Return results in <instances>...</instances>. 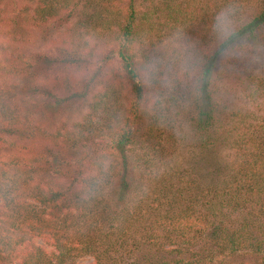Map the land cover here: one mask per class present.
Instances as JSON below:
<instances>
[{
  "label": "trees",
  "instance_id": "trees-1",
  "mask_svg": "<svg viewBox=\"0 0 264 264\" xmlns=\"http://www.w3.org/2000/svg\"><path fill=\"white\" fill-rule=\"evenodd\" d=\"M2 1L0 33L50 50L0 52V264H264V0ZM95 53L98 89L53 77L54 105L85 108L56 128L28 114L39 87L2 88ZM190 54L194 84L145 111L147 85Z\"/></svg>",
  "mask_w": 264,
  "mask_h": 264
},
{
  "label": "rangeland",
  "instance_id": "rangeland-1",
  "mask_svg": "<svg viewBox=\"0 0 264 264\" xmlns=\"http://www.w3.org/2000/svg\"><path fill=\"white\" fill-rule=\"evenodd\" d=\"M24 1L29 0H15V8L20 7ZM2 7L10 9V5H12L11 0H3ZM17 2V3H16ZM13 6V5H12ZM18 26H20V20L16 19ZM36 34V35H35ZM43 34L39 32H35L33 34H28L24 30H20L19 28L8 29L6 32L0 33V52L8 51L9 49H15L17 46L22 49H26V51H33L38 53L39 55L49 54L48 50L50 48H46L45 44L41 41ZM31 40V43L28 46H25V40ZM30 42V41H29ZM28 44V43H27ZM33 45H38L39 49H34ZM162 46L158 47V51L155 53H164L167 49H161ZM54 49L53 46H51ZM189 54V53H188ZM97 53L94 54L92 60L97 59ZM226 60L227 64H234L235 54H229L221 56ZM94 65H88V69L84 71L83 67L76 69L74 67H62L61 65H53L51 67L46 68L44 66L45 62H38L33 69L32 77H28L26 79H22L20 77H12L2 86L5 90H11V94L13 95L21 92L31 93L34 90V86L39 87V93L43 95H31V99L28 101V105L32 104V108H28V114L31 115L37 122L39 127L45 129H53L59 126L62 123H69V121H73L85 112L84 104L82 101L75 102L74 104L68 106H60L54 105V93L50 95L51 85L53 77L57 76L60 78H68L72 80L76 87H80L81 85H87L89 87L88 82L92 85L93 89L99 88V82L104 72H108V66L102 67L99 61H94ZM52 64V63H50ZM226 66V65H225ZM226 68H228L226 66ZM174 79V80H173ZM158 84H148L145 89V103L144 110H150L154 101H162L161 91H165V96L174 95L178 93V89L186 90L185 83L194 84V56L193 54L185 56L177 65L173 66L168 73L163 76L161 79H158ZM226 81L220 82L223 84ZM178 86V87H177ZM57 88H62V86H56ZM183 134L186 132V129L183 127V131H180ZM186 134V133H185ZM190 141L186 136L185 139L182 138L177 145V151L174 156V161L187 164L188 156H190L189 152L191 151ZM36 244L43 247L44 249H48L47 246L39 240L35 241ZM77 264H92L91 259L88 257L81 258L77 261ZM222 264H254L252 260L248 258H244L243 256H239V258L234 259H225Z\"/></svg>",
  "mask_w": 264,
  "mask_h": 264
}]
</instances>
